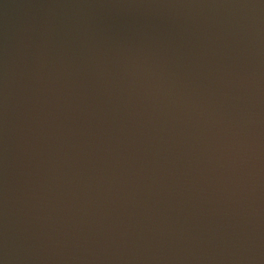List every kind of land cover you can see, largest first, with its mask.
<instances>
[{"label": "water", "instance_id": "95a60500", "mask_svg": "<svg viewBox=\"0 0 264 264\" xmlns=\"http://www.w3.org/2000/svg\"><path fill=\"white\" fill-rule=\"evenodd\" d=\"M0 264H264V0H0Z\"/></svg>", "mask_w": 264, "mask_h": 264}]
</instances>
